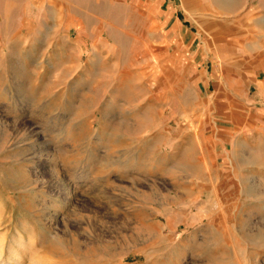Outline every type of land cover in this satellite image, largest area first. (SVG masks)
I'll return each instance as SVG.
<instances>
[{"label": "rangeland", "instance_id": "1", "mask_svg": "<svg viewBox=\"0 0 264 264\" xmlns=\"http://www.w3.org/2000/svg\"><path fill=\"white\" fill-rule=\"evenodd\" d=\"M0 264H264V0H0Z\"/></svg>", "mask_w": 264, "mask_h": 264}, {"label": "crops", "instance_id": "2", "mask_svg": "<svg viewBox=\"0 0 264 264\" xmlns=\"http://www.w3.org/2000/svg\"><path fill=\"white\" fill-rule=\"evenodd\" d=\"M239 112V114H243L242 112H240V111H238ZM233 113H235V112H233V111H231V113H229L230 114V116L232 117L231 119H233L234 120V114ZM234 122V121H233ZM214 146L216 147L217 146V143L215 142L214 143Z\"/></svg>", "mask_w": 264, "mask_h": 264}]
</instances>
